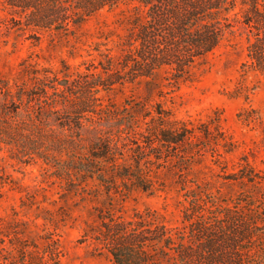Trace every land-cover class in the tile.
Wrapping results in <instances>:
<instances>
[{
    "label": "trees",
    "instance_id": "trees-1",
    "mask_svg": "<svg viewBox=\"0 0 264 264\" xmlns=\"http://www.w3.org/2000/svg\"><path fill=\"white\" fill-rule=\"evenodd\" d=\"M27 1L24 7L34 24L65 30L104 7L129 3L135 12L120 59L99 62L106 76H39L36 69L28 70L22 82L0 79V145L15 148L24 161L39 157L50 163L70 191L95 180L115 194L129 182L153 191L156 174L149 165L159 168L176 159L186 185L192 181L186 170L203 148L228 145L219 116L196 125L171 119L159 105L153 113L143 112L139 102L123 108L98 103L94 89L147 80L162 69H170L178 81L221 44L232 27L227 12L237 0ZM245 3L251 31L247 56L264 74V0ZM73 82L84 84L74 89ZM237 177L254 183L261 178L245 168ZM193 183L180 224L170 226L154 211L117 215L111 195L108 205L99 208L101 221L92 228L93 237L115 264H264V211L255 209L261 207L255 199L222 198Z\"/></svg>",
    "mask_w": 264,
    "mask_h": 264
},
{
    "label": "rangeland",
    "instance_id": "rangeland-1",
    "mask_svg": "<svg viewBox=\"0 0 264 264\" xmlns=\"http://www.w3.org/2000/svg\"><path fill=\"white\" fill-rule=\"evenodd\" d=\"M27 2L0 0V79L22 82L28 70L36 69L39 76L67 72L71 78L91 79L93 73L106 76L101 60L122 56L135 12L132 4L104 7L65 30L34 24ZM246 8L245 0H237L227 12L232 27L221 44L178 81L170 69H162L147 80L94 89L96 102L119 108L139 102L143 112L154 113L159 105L171 119L196 125L220 117L228 145L203 148L186 170L192 180L186 185L176 159L159 168L149 165L156 174L153 191L129 182L115 194L95 180L70 191L50 163L39 157L24 161L15 148L0 145V264H115L92 230L101 221L100 206H107L111 195L117 215L154 211L170 226L181 223L187 190L196 187L193 181L222 198L243 203L250 196L262 207L255 209L264 211V74L247 56L251 31ZM81 84L73 82L72 87ZM241 168L258 172L260 182L237 177Z\"/></svg>",
    "mask_w": 264,
    "mask_h": 264
}]
</instances>
